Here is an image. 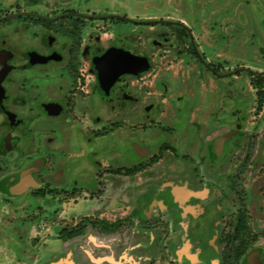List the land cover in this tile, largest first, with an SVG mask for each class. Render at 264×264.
Returning a JSON list of instances; mask_svg holds the SVG:
<instances>
[{
	"label": "flooded vegetation",
	"instance_id": "1",
	"mask_svg": "<svg viewBox=\"0 0 264 264\" xmlns=\"http://www.w3.org/2000/svg\"><path fill=\"white\" fill-rule=\"evenodd\" d=\"M53 2L58 6H53ZM99 7L101 2L94 0H0V209L21 201L22 207L33 206L37 200H55L56 207L64 208L68 205L67 200L77 199L74 195L82 194L84 188L91 190L88 200L101 201L100 196H107L111 191L101 188L107 185V179H114L115 184L117 177L128 181L149 165L157 164L160 159L150 155L145 140L152 126L158 132L162 131L161 135L174 133L175 127L166 124L174 114L170 112L171 115L168 113V117H164L161 106L165 108L168 100H164L162 94V105L158 106L132 89L134 80L149 77L155 55L164 67H160L161 70L172 69L169 62L173 61L171 63L176 64L185 78L196 83L209 76L224 79L230 75L229 71H220L219 66L207 59L196 43L193 29L185 21L133 18L127 11L102 12ZM103 22H109L115 28L116 38L109 45H103L99 38ZM151 23L170 26V34L164 33L158 40L150 41L146 32ZM89 24L94 28L87 29ZM135 24L145 40L142 47L133 46V28L126 30L123 27ZM125 53L145 58L147 69L122 71L113 81H103L97 65L109 56V63H114L106 75L110 80L112 70L116 72L119 64L128 61ZM139 66L132 65L131 68L135 70ZM142 86L148 89L147 79ZM162 87L159 91H167L168 87ZM86 97L102 99L109 110L103 119L94 117L95 124L101 120L107 123L104 127L91 128L86 142L93 144L110 134L117 137L118 128L125 126L136 159L123 166L99 162L95 166L101 171L97 170L94 180H90L88 171L83 169L89 180L76 182L70 180L73 177L68 173L70 164L62 160L59 164L57 154L67 151L71 133H76V138L85 136L84 126L80 123L85 121L83 103ZM152 110L159 111L158 119L151 118ZM133 112L143 119L139 125L132 127L129 119L123 120L124 124L118 122V117H127ZM238 132L219 149L215 140L207 142L201 152L205 159L167 161L160 175L151 178L158 184L157 192L150 195L160 201L154 205L156 214L147 215L150 202L147 210L140 209L137 222L129 216L108 221L105 216L92 218L83 213L75 219L67 207L56 221L57 208L47 209L41 213L42 220L48 224L51 235L55 232V238L62 246L72 239L85 237L86 232L93 229L103 235L127 230L135 231L141 238L145 236L146 239L135 244L130 242L133 243L129 246L131 251L139 249L141 252L135 258L131 254L127 264H250L249 255L253 251L262 264L264 248L256 243L258 231L264 226L253 230L252 222L256 215L264 218V166L257 167L255 162L253 167L245 151L241 160H227ZM200 144L201 140L199 147ZM162 145L161 153L173 148L166 143ZM96 152L94 148L92 153ZM177 164H183V170L177 168ZM246 181L254 193L252 197L258 198L252 200L250 206L246 202L250 193L244 186ZM71 184L77 186L70 189ZM112 185V189L117 188L111 182ZM75 188L78 190L73 192ZM241 214L243 220L239 217ZM22 217L17 225L20 240L24 239L20 230L25 231L24 227L31 226L29 218L32 216ZM32 240L34 243L36 238ZM22 242L26 245L28 241ZM245 249H248L246 254Z\"/></svg>",
	"mask_w": 264,
	"mask_h": 264
},
{
	"label": "rangeland",
	"instance_id": "2",
	"mask_svg": "<svg viewBox=\"0 0 264 264\" xmlns=\"http://www.w3.org/2000/svg\"><path fill=\"white\" fill-rule=\"evenodd\" d=\"M43 1L45 2V0ZM94 1L101 2V8L99 7L98 10L102 12L124 13L127 11L133 18L181 19L185 21L186 25L193 29L196 43L200 50H204L207 59L213 65L219 66L220 71L225 73L229 71L230 75L224 79L209 76L196 83L188 80V77L185 78L186 75L180 73L176 64L171 63L173 61L169 62L172 69L161 70L164 67H161L163 65L159 63L155 55L153 68L148 74L149 77L134 80L132 89L137 95L142 93L146 100L157 103L158 106L162 105L160 102L163 95L164 100H168L164 104L165 108L163 105L161 106L164 117H168V113L174 114V117L166 122L170 127H175L174 133L170 135L169 132H164L167 135H161L162 131L158 132L152 126L153 130H149L148 139L145 140L150 147V155H156L160 159L159 162L149 165L148 168L136 173L134 178L128 181L117 177L115 184L114 179H107L105 182L107 185L101 188L111 191L107 196H100L101 201H95L93 198L88 200L91 190L84 188L85 190L80 189L84 190L81 192L82 194L74 195L77 199L67 200L68 205H64V208L56 207L55 200L53 202L37 200L33 206L22 207L24 203L21 201L10 203L5 206L7 208L0 209V264H61L62 262L66 264H127L128 261H131V254L135 258V255L141 252L139 249L131 251L129 246L138 240L146 239L145 236L141 238L142 236H138L135 231L127 230L119 231L117 234L103 235L93 229L88 230L85 237L72 239L68 245L62 246L61 242L55 238V232L53 235L49 233L48 224L42 220L41 213H45L49 208H57L54 220L56 221L60 216H63L62 211L67 207L75 219L83 213L92 218L105 216L104 218L108 221L129 216L137 222L140 209L147 210L146 207L151 202L147 215L156 214L154 205L160 201L156 196L150 195L157 192L158 184L151 178L160 175L162 166H166V162L169 160L196 161L205 159L204 153L201 152L204 151L207 142L231 132L235 135L237 130L242 135L234 138L231 145L232 151L227 160H241L245 151L248 156L247 160L251 161L253 167H255V162L258 163L257 167L264 166V101L258 94V84L256 83L257 78L264 81V0ZM53 6L56 7L58 4L53 2ZM135 26L136 24L123 27L126 30L133 28V46L142 47L145 40L142 39L143 34L140 28ZM89 28H94V26L89 24L87 29ZM169 28L170 26L151 23L146 34L150 41L158 40L162 34H170ZM114 32L115 28L111 23L103 22L99 33L101 43L109 45L113 42L116 38ZM168 59L172 60L174 57H168ZM184 78L185 83L182 81ZM146 79L148 89H143L142 85L144 81L146 83ZM193 80L196 81L194 78ZM163 85L168 87L167 91H159V89H163ZM176 96H179L180 99ZM84 100L85 121L80 124L84 126L85 136L83 139L76 138L74 136L76 133H71L67 142V151L64 150L57 154L59 157L61 156L60 159L57 158L59 164L61 160L70 164L71 170L68 173L73 176L70 180L76 182L87 181L89 178L94 180L97 170L101 171V169H97L98 166H95L99 162L102 164L116 163V166H123V164L136 159L129 146V137L131 136L130 133H125V126L118 128L117 137L110 134L101 137L93 144L86 142V137L92 133L91 128L104 127L107 123L106 120H101L95 124L94 117L97 115L103 119L109 114V110L108 104L102 99L86 97ZM158 113V110H152L151 118L158 119ZM126 119H129V125L132 127H136L139 122L143 121L141 115L139 116L135 112L127 117H118L117 120L124 124L123 120ZM206 128L211 131H207ZM167 130L169 131V129ZM155 131H157L158 137ZM199 137L202 142L201 148L199 147ZM163 143L169 144L173 148L170 147L168 151L161 153L159 150ZM96 145L98 146L96 147ZM94 148L97 150L95 154L92 153ZM200 154L202 156H199ZM177 165V168L183 170V164ZM83 169L88 171L89 178L86 177ZM250 176H253V173ZM248 179L246 176L247 181ZM247 181L244 186L250 192V198H246V202L250 206V202L258 198L252 197L254 193ZM111 182L117 188L112 189ZM74 186L77 185L71 184L70 189ZM77 190L75 188L73 192ZM40 205L41 211L39 210ZM27 214L32 216L31 218L24 217L30 219L31 226L24 227L26 233L20 230L24 235L23 240L28 241L27 244H31L26 247L27 244L25 245L23 240L18 237L17 225L20 223L19 219ZM255 218L252 222L253 230L256 227L264 226V218H260L258 215ZM258 232L260 235L256 246L264 248V228ZM32 238H36L34 243L31 242Z\"/></svg>",
	"mask_w": 264,
	"mask_h": 264
},
{
	"label": "water",
	"instance_id": "3",
	"mask_svg": "<svg viewBox=\"0 0 264 264\" xmlns=\"http://www.w3.org/2000/svg\"><path fill=\"white\" fill-rule=\"evenodd\" d=\"M125 54H127L128 61H126V64H124V63H121V65L119 64L120 68H118L116 72H115V70H112L113 77L111 75H109L110 80H108L106 78V75H107L109 69H113L111 67V65H114V63L113 62H112V64L109 63V58H108L109 56L106 55V57H104L102 59L101 63H99L97 65L99 75L101 76L103 81H113L122 71H125V72H141V71H144L147 69V61L145 58L133 57V56L128 55V53H125ZM108 63L110 65H108ZM132 65H135V66L140 65V66L137 67L135 70H132V68H131ZM232 135H233V132L226 134L224 136H221L217 140H215L214 143L218 147V149L222 146L223 142L228 140ZM142 153L143 152H141V155H142ZM256 254H257L256 251H253L252 253H250V255H249V263L250 264H259V261L257 259Z\"/></svg>",
	"mask_w": 264,
	"mask_h": 264
},
{
	"label": "trees",
	"instance_id": "4",
	"mask_svg": "<svg viewBox=\"0 0 264 264\" xmlns=\"http://www.w3.org/2000/svg\"><path fill=\"white\" fill-rule=\"evenodd\" d=\"M256 83L258 84L257 85L258 86V94L261 95V99L264 101V90H263V88H264V81L261 78H257L256 79ZM239 135H242L241 132H238V135L236 137H238ZM236 137H234V138H236ZM136 170H137V168H134V171H136ZM239 217L243 220V214H241V216H239ZM71 235H72V233H71ZM244 251H245V254H246L247 251H248V249H245ZM262 264H264V249H263Z\"/></svg>",
	"mask_w": 264,
	"mask_h": 264
}]
</instances>
